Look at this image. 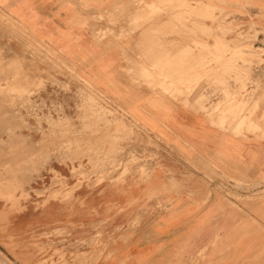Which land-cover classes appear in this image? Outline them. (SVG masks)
<instances>
[{
    "label": "crops",
    "instance_id": "crops-1",
    "mask_svg": "<svg viewBox=\"0 0 264 264\" xmlns=\"http://www.w3.org/2000/svg\"><path fill=\"white\" fill-rule=\"evenodd\" d=\"M144 4L157 5L159 11L163 5L182 6L179 0H0V10L33 41L75 66L95 90L123 107L147 133L194 159L209 160V165L217 164L214 158L219 156L231 168L264 177V105H257L251 116L257 131L244 129L235 136L210 123L204 112L208 102L199 109L193 99L183 102V96L173 99L163 93L158 88L162 79L157 80L141 59L164 56L167 60L168 55L187 46L192 50V44H182V37L196 38L197 32L189 24L186 28L173 27L177 18L174 13L150 15ZM185 4L195 10L197 5L228 9L246 5L247 12L264 13V0H185ZM91 16H95L96 32L104 31L100 38L91 30ZM146 21L152 24L131 30L134 23ZM189 21L197 27V17ZM202 24L215 35L213 23L207 20ZM1 32L0 45L21 53L17 35L5 31L8 40ZM207 41L212 45V40ZM162 42L173 47L162 53ZM131 63L139 65L131 69ZM252 75L264 84L263 69L255 68ZM201 95L211 98V103L216 100L208 86ZM160 162L167 169L180 171L176 169L179 161L165 158ZM156 170L146 182L127 178L116 187L84 189L71 203L52 202L43 211L11 214L4 234L19 239L36 229L86 225L81 233L80 228L71 230L68 226L52 231L67 229L63 236L41 237L38 243L51 246L48 253L53 263L59 261L60 251L59 255L69 258L83 250L93 251L89 264H186L188 260L201 264H264V198L247 201L256 192L239 188L231 193L240 200L230 199L235 204L230 207L219 201L213 187L220 181L223 191H230V180L221 177L224 174L217 173L210 182L197 174L175 173L172 177L176 186L171 189L167 170ZM206 185L210 194L203 190ZM223 191L221 196L229 201ZM154 192L162 206L148 201ZM142 213L141 221L133 226L135 217ZM82 233L87 235L78 236Z\"/></svg>",
    "mask_w": 264,
    "mask_h": 264
},
{
    "label": "rangeland",
    "instance_id": "rangeland-1",
    "mask_svg": "<svg viewBox=\"0 0 264 264\" xmlns=\"http://www.w3.org/2000/svg\"><path fill=\"white\" fill-rule=\"evenodd\" d=\"M179 1L182 6L175 8L163 5L159 11L157 5L144 4V9L150 15L176 14L173 27L186 28L189 24L197 37H182V44H192V50L187 46L171 57L168 55L167 60L161 56L150 61L143 58L142 62L157 80L162 79L158 88L171 98L183 96V102L193 99L199 109L208 102L204 112L213 126L228 129L235 136L244 129L250 133L257 131L251 116L257 105H264V84L256 82L252 74L255 68L264 71V46L258 44V37L264 38L261 26L264 13L247 12L246 5L230 9L222 5L217 8L197 5L195 10L186 6L185 0ZM193 17L198 19L197 27L189 21ZM90 19L92 32L100 38L104 31L96 32L95 16ZM207 20L215 25V35L202 24ZM148 23L152 24L134 23L131 30ZM5 31L17 35L22 52L0 45V264H89L93 251L80 249L64 258L63 254L59 255L61 251L55 250L59 261L53 263L48 253L51 246L38 243L41 237L68 233L67 229L52 232L54 229L69 226L71 230L80 228L81 233L86 225L36 229L17 239L4 234L7 217L30 210L43 211L52 202L71 203L84 189L116 187L127 178L146 182L156 169L167 170L171 189L176 186L172 177L175 173L197 174L210 182L212 176L218 177L217 173L224 174L221 177L230 180V191H223L220 181L213 183V187L219 201L230 207L235 205L230 199L240 200L231 193L239 188L256 192L247 201L264 198V177L231 168L219 156L214 158L217 164L209 165V160L194 159L147 133L123 107L95 90L75 66L44 44L33 41L0 10V32L8 39L3 35ZM209 39L212 45H207ZM171 46L162 42L159 50L164 52ZM136 65L139 64L131 63V69ZM206 86L216 98L212 103L211 98L201 95ZM165 158L179 161L176 169L180 171L163 166L160 160ZM204 189L210 194L207 185ZM221 191L229 201L221 196ZM148 201L162 206L156 192ZM142 216L143 213L135 217L133 226ZM202 257L199 256L200 260ZM186 264H201V261L188 260Z\"/></svg>",
    "mask_w": 264,
    "mask_h": 264
},
{
    "label": "bare ground",
    "instance_id": "bare-ground-1",
    "mask_svg": "<svg viewBox=\"0 0 264 264\" xmlns=\"http://www.w3.org/2000/svg\"><path fill=\"white\" fill-rule=\"evenodd\" d=\"M143 6H145V5H143ZM141 8H142V7H141ZM141 8H140V9H141ZM168 8H169V7H168ZM168 8H167V9H168ZM174 8H175V7H174ZM169 10H170V8H169ZM175 11H176V10H175ZM156 35H157V34H156ZM144 39H145V38H144ZM214 44H215V43H214ZM172 46H173V45H172ZM164 48H165V47H164ZM164 48H163V49H164ZM161 51H163V50H161ZM206 51H207V50H206ZM157 52H158V51H157ZM164 52H165V51H164ZM167 52H168V51H167ZM162 53H163V52H162ZM162 57H163V56H162ZM192 59H193V58H192ZM170 62H171V61H170ZM172 62H173V61H172ZM172 62H171V63H172ZM175 63H177V62H175ZM175 63L173 62L174 66L177 65V64L175 65ZM159 66H160V65H159ZM169 66H170V65H169ZM182 66H183V65H182ZM185 66H186V65H185ZM185 66H184V67H185ZM177 67H179V64H178ZM150 71H151V70H150ZM161 72H162V71H161ZM172 74H173V73H172ZM188 75H189V74H188ZM153 81H154V80H153ZM161 85H162V84H161ZM161 85H160V86H161ZM162 87H163V86H162ZM164 92H165V91H164Z\"/></svg>",
    "mask_w": 264,
    "mask_h": 264
},
{
    "label": "built area",
    "instance_id": "built-area-1",
    "mask_svg": "<svg viewBox=\"0 0 264 264\" xmlns=\"http://www.w3.org/2000/svg\"><path fill=\"white\" fill-rule=\"evenodd\" d=\"M258 41H259V45L261 46V47H263L264 46V38H263V36H260V37H258ZM260 47V48H261Z\"/></svg>",
    "mask_w": 264,
    "mask_h": 264
}]
</instances>
